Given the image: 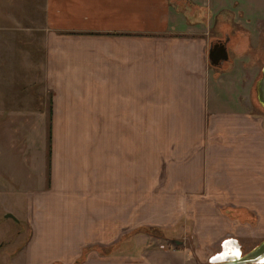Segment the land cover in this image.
<instances>
[{"label": "crops", "instance_id": "obj_1", "mask_svg": "<svg viewBox=\"0 0 264 264\" xmlns=\"http://www.w3.org/2000/svg\"><path fill=\"white\" fill-rule=\"evenodd\" d=\"M25 30L39 52L32 61ZM216 39L229 52L219 66L208 57ZM263 39L264 0H0V40L13 57L20 52L21 70L33 62L52 92L49 175L30 196L24 264L25 255L29 264H74L85 248L79 264H210L225 240L243 254L263 241ZM26 76L6 71L0 84L25 86ZM90 135L102 136L100 166L84 144ZM143 136L157 145L150 184L163 170L158 192L181 202L162 224L191 217L197 256L102 251L142 226L159 228L142 221Z\"/></svg>", "mask_w": 264, "mask_h": 264}, {"label": "rangeland", "instance_id": "obj_2", "mask_svg": "<svg viewBox=\"0 0 264 264\" xmlns=\"http://www.w3.org/2000/svg\"><path fill=\"white\" fill-rule=\"evenodd\" d=\"M220 14L222 17L227 16L226 10ZM212 20L215 21L214 23L219 21L213 12ZM215 25L212 29L213 34L221 35V31ZM27 35L28 32L25 30V48L30 50L29 59L32 61L39 52L37 44H35L36 41ZM6 43L8 42L0 40V74L7 71L21 75L25 72V75L29 77L26 76L25 86L22 82H17L19 86L15 87H6L0 84V112L19 113L12 119H7L5 116L0 117V264H24L23 256L18 252L27 242L32 230L28 217L32 206L30 196L35 192L42 191L47 184L46 152H48L49 127L52 122L50 118L52 92L44 86L41 70H37L33 62L25 63V70H21L23 59L20 52H16L13 57L9 48H6ZM263 46L264 39L260 47L263 48ZM260 58L264 59V50L260 52ZM259 108L264 113L261 104H259ZM22 112L28 113V116L22 115ZM92 127L100 129V121ZM150 139V137L143 136L142 221L143 225H149L145 222H152L160 230L150 233L143 231L127 233L118 246L102 251L108 254L154 255L157 250L175 252V250L183 248L197 256L196 252L200 250V242L191 217L185 216L181 219V215H179L175 217L177 220L171 225L162 224V221L172 214V210L178 208V201L166 199L163 194L158 192L159 187L162 186L163 170L157 179L158 184H150V177L155 176L158 170L151 166L149 160L151 149L153 152V149L157 148L156 144L154 147L149 144ZM101 140V135H90L85 138L84 142L86 145L93 146L90 154L94 155L99 166L101 163ZM151 187L155 188L153 192H151ZM151 193L152 197L148 198ZM179 204L181 205V202ZM8 213L11 215L7 216ZM201 232L203 233L202 228ZM239 249L230 248L234 256L238 254ZM251 250L252 248L243 247L244 253ZM222 251L220 249L214 254ZM225 256V253L222 252L217 258L221 259ZM26 257L25 255V264H29ZM201 264H209V262Z\"/></svg>", "mask_w": 264, "mask_h": 264}, {"label": "water", "instance_id": "obj_3", "mask_svg": "<svg viewBox=\"0 0 264 264\" xmlns=\"http://www.w3.org/2000/svg\"><path fill=\"white\" fill-rule=\"evenodd\" d=\"M227 42H212L209 47V61L214 66L221 65L225 60L229 58V52L227 48ZM256 95L258 102L264 108V68L261 77L256 83ZM11 214L8 213L7 216ZM226 240L223 242V248L225 247ZM222 248V250H223ZM240 248V247H239ZM241 253L233 256L230 259L223 260L217 258V253L213 254L210 258V264H249V263H262L264 261V240L261 241L255 248H253L248 253H242V248H240Z\"/></svg>", "mask_w": 264, "mask_h": 264}, {"label": "trees", "instance_id": "obj_4", "mask_svg": "<svg viewBox=\"0 0 264 264\" xmlns=\"http://www.w3.org/2000/svg\"><path fill=\"white\" fill-rule=\"evenodd\" d=\"M49 131H50V127H49ZM51 135H49V139H48V155H47V167H48V175H49V166H50V152H49V149H50V137ZM225 212L232 218H238V219H243V220H251V221H254V219L250 216H244L242 211L240 209H226ZM157 230H160L159 228L155 227V226H142L140 228L139 231H143V232H147V233H150L152 231H157ZM89 249H84L83 251V254L76 260V262L74 264H79L81 261H83L84 259V256L86 254V252L88 251ZM53 264H58L57 262L56 263H53Z\"/></svg>", "mask_w": 264, "mask_h": 264}, {"label": "bare ground", "instance_id": "obj_5", "mask_svg": "<svg viewBox=\"0 0 264 264\" xmlns=\"http://www.w3.org/2000/svg\"><path fill=\"white\" fill-rule=\"evenodd\" d=\"M230 248H231L230 245L225 244V247L223 248V251H222L223 253H225L226 256H228V258H230V257L232 258L234 256V254H232L233 252L230 250ZM222 252H218L216 255L219 256ZM238 254H240V253H238ZM238 254H236V255H238ZM262 263H264V261Z\"/></svg>", "mask_w": 264, "mask_h": 264}, {"label": "flooded vegetation", "instance_id": "obj_6", "mask_svg": "<svg viewBox=\"0 0 264 264\" xmlns=\"http://www.w3.org/2000/svg\"><path fill=\"white\" fill-rule=\"evenodd\" d=\"M213 42H214V43H215V42L222 43V42H226V40H225V39H216V40H214Z\"/></svg>", "mask_w": 264, "mask_h": 264}]
</instances>
